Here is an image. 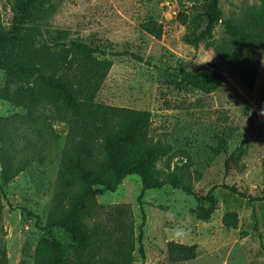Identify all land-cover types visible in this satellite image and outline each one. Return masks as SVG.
I'll use <instances>...</instances> for the list:
<instances>
[{
	"label": "rangeland",
	"instance_id": "rangeland-1",
	"mask_svg": "<svg viewBox=\"0 0 264 264\" xmlns=\"http://www.w3.org/2000/svg\"><path fill=\"white\" fill-rule=\"evenodd\" d=\"M15 0H0V22L8 24ZM259 0H221L223 17L237 16ZM188 0H52L37 8L48 14L38 22L32 47L48 44L56 53L61 45L82 41L106 51H126L112 57L113 65L98 88L94 102L146 109L151 112L150 135L166 142L170 150L157 162L161 168L178 169L192 182L198 194L212 189L215 209L210 218L196 215L207 202L165 185L146 189L138 200L142 182L127 175L115 191L95 185L96 205L87 218L104 244L85 264H118L124 250L122 236L133 225L135 249L132 264H141L136 242L142 226L145 264H264V197L249 201L224 189L222 184L264 196V50L259 58L252 89L216 55L214 47H194L184 41L187 26L180 14L190 12ZM182 18V15H181ZM151 21L159 37L142 28ZM225 37L222 24L214 41ZM60 43L59 45H55ZM131 52L141 56L138 60ZM211 67L223 76L210 93L183 81L191 71ZM36 71L7 76L0 70V123L15 139L11 155L39 156L4 185L0 213V255L6 264H33L40 228L48 212L64 195L59 177L61 155L68 125L50 106L27 109L12 102V92L33 84ZM221 137L226 145L214 152ZM1 146V142H0ZM14 157V156H13ZM235 212V225L224 216ZM35 215L39 216L36 222ZM62 241L69 237L59 229ZM196 244L193 259L171 262L167 242Z\"/></svg>",
	"mask_w": 264,
	"mask_h": 264
},
{
	"label": "trees",
	"instance_id": "trees-1",
	"mask_svg": "<svg viewBox=\"0 0 264 264\" xmlns=\"http://www.w3.org/2000/svg\"><path fill=\"white\" fill-rule=\"evenodd\" d=\"M44 1L47 0H15L11 4L10 22H0V70L7 76L37 72L33 84L13 91L11 98L7 99L25 107L30 116L36 104L48 105L68 125L59 170L64 195L40 226L43 233L34 248L33 264H85L95 253L93 250H99L104 244L99 230L87 222L96 205L93 187L100 185L115 191L127 175L136 174L141 179L138 200L146 189L169 185L195 196L200 202H207V206L196 208V215L201 219L210 218L215 209L212 189L198 194L182 171L157 165L170 147L151 137V112L94 102L98 88L113 65L112 57L128 52L106 51L82 41H71L69 46L55 44L62 47L59 53L48 44L39 49L32 47L31 38L39 31L38 22L48 17L37 8ZM188 1L194 3L192 10L180 14L181 22L187 26L184 41L194 47L200 44L213 46L216 55L238 75L242 84L252 89L264 50V0L246 5L239 15L226 18L223 17L221 0ZM218 24H222L225 37L216 43L214 30ZM141 25L147 32L160 36V28H155L151 21ZM130 54L142 59L133 52ZM183 81L210 93L220 86L223 76L216 69L204 67L186 73ZM9 133L0 123V213L4 207V185L39 156L30 152L11 155L14 146L10 143L15 139L11 136L4 138ZM226 141L221 137L213 148L214 152L223 150ZM221 186L249 201L264 197L247 194L235 185ZM35 217L37 222L39 216ZM235 218V212H229L224 216V222L227 226L235 225ZM142 219L136 242L141 264H145L142 245L144 214ZM56 229L62 230L69 241L59 239ZM133 229L134 226L129 225L126 236H122L124 250L118 257V264H132ZM196 248V244L171 240L167 242V257L171 262L190 260L196 256ZM262 248L264 250L263 243ZM0 264H6L4 255H0Z\"/></svg>",
	"mask_w": 264,
	"mask_h": 264
}]
</instances>
